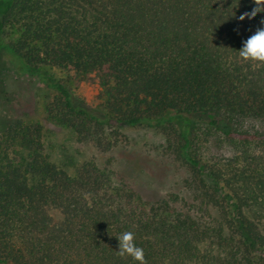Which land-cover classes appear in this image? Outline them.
Segmentation results:
<instances>
[{
    "label": "trees",
    "instance_id": "1",
    "mask_svg": "<svg viewBox=\"0 0 264 264\" xmlns=\"http://www.w3.org/2000/svg\"><path fill=\"white\" fill-rule=\"evenodd\" d=\"M253 0H0V40L50 89L48 117L81 142L145 126L184 168L180 190L149 199L94 161L70 174L44 127L0 131V264H264V67L239 58L264 14ZM97 85L80 105L41 67ZM58 211L56 219L52 211Z\"/></svg>",
    "mask_w": 264,
    "mask_h": 264
},
{
    "label": "rangeland",
    "instance_id": "2",
    "mask_svg": "<svg viewBox=\"0 0 264 264\" xmlns=\"http://www.w3.org/2000/svg\"><path fill=\"white\" fill-rule=\"evenodd\" d=\"M11 31L0 40V131L16 118L40 122L44 127L48 153L70 174L82 164L96 162L107 168L149 199L178 193L184 168L177 165L168 150L166 136L155 128L138 126L118 129L115 140L103 144L81 142L70 129L54 123L46 113L53 93L37 77L28 72L20 57L8 51L4 44L14 40ZM41 71L51 78L68 83L80 105L96 104L97 85L93 81L77 83L72 74L58 68L43 66ZM60 218L58 211L51 212Z\"/></svg>",
    "mask_w": 264,
    "mask_h": 264
},
{
    "label": "clouds",
    "instance_id": "3",
    "mask_svg": "<svg viewBox=\"0 0 264 264\" xmlns=\"http://www.w3.org/2000/svg\"><path fill=\"white\" fill-rule=\"evenodd\" d=\"M253 3L255 6L251 11L244 12L238 17L240 21L245 20V18L251 20L258 14H264V0H253ZM260 23L264 25V19ZM238 54L243 62L257 68L264 67V27L257 28L255 33L243 42ZM117 239L119 250L116 251V254L120 258L130 257L137 264H148L144 249L136 244V235L133 231H124Z\"/></svg>",
    "mask_w": 264,
    "mask_h": 264
}]
</instances>
